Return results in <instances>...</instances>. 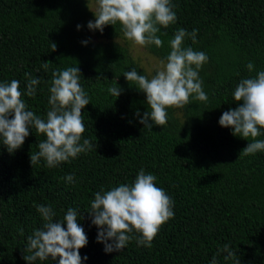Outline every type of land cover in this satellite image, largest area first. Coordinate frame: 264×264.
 <instances>
[{"label":"trees","instance_id":"16d2710c","mask_svg":"<svg viewBox=\"0 0 264 264\" xmlns=\"http://www.w3.org/2000/svg\"><path fill=\"white\" fill-rule=\"evenodd\" d=\"M171 2L177 21L157 33L163 46L144 48L164 60L178 28L197 29L196 43L186 38L183 46L208 56L199 70L208 100L190 97L184 108H168L167 123L150 130L139 122L150 110L146 95L123 72L136 68L149 74L123 42L119 23L102 33L90 30L87 24L95 17L88 0H0V82L16 79L26 93L25 73L38 77L36 96L22 99L43 118L52 71L78 67L90 98L82 109L81 142L93 143L92 150L55 168L43 159L32 167L30 155L46 139L34 128L14 153L0 144V264H27L22 258L27 237L44 223L34 204L51 205L55 220L70 207L77 210L88 238L79 250L87 256L82 264H211L225 244L240 264H264V151L239 156L251 138L234 136L219 124L224 112L238 107L232 93L239 81L264 71V0ZM48 61L46 71L41 65ZM111 86L122 89L117 98L108 93ZM256 139L264 140V129ZM141 169L154 174L156 186L172 198L174 217L160 226L151 248L133 240L106 253L87 212L90 201L101 188L131 184ZM69 174L74 183L62 179ZM225 255L216 256L217 264H235Z\"/></svg>","mask_w":264,"mask_h":264},{"label":"clouds","instance_id":"9594fccd","mask_svg":"<svg viewBox=\"0 0 264 264\" xmlns=\"http://www.w3.org/2000/svg\"><path fill=\"white\" fill-rule=\"evenodd\" d=\"M95 4V10H91L95 21L87 24L90 30L102 33L106 25L119 23L123 37L140 46L162 47L163 41L157 33L161 27L168 28L177 21L171 0H95ZM80 27L77 25L78 29ZM197 32V29L188 32L178 28L168 42L170 53L159 62L154 75L138 74L136 68L123 72L126 80L146 95L150 110L145 111L139 121L144 128L151 130L153 124L165 125L167 109L184 108L189 104L190 97L207 102L199 70L208 61V56L203 51L183 46L186 38L196 43ZM82 43L87 44V41ZM52 48L55 51V43H52ZM50 64L51 61L43 62L41 67L47 71ZM246 68L251 73L255 65L250 61ZM80 76L76 66L52 71L48 89L49 109L43 118L28 110L22 99L25 94L36 96L37 85L40 84L38 77L25 73L26 93L21 92L20 82L16 79L0 82V144L6 146L11 154L21 148L30 129L44 134L46 139L38 144L39 150L30 155L32 167L43 159L46 167L55 168L92 150L93 143L89 139L81 142L85 132L82 109L90 103V98L81 86ZM107 91L117 98L122 89L111 86ZM232 95L238 107L222 114L220 126L231 128L234 136L246 140L251 138L239 156L264 151V140L256 139L264 129V71L241 79ZM137 115H140L139 112ZM62 179L69 184L75 182L72 174ZM156 180L154 174L141 169L131 184H120L110 190L101 188L94 194L87 212L92 217V224L99 229L97 242L104 244L106 253L120 251L133 240L137 246L151 248L160 226L174 217V201L163 188L156 186ZM33 207L44 223L27 237L22 257L27 264L49 258L52 261L59 258L58 264H82V259L87 260V256L82 258L79 251L87 245L88 238L78 223L77 210L70 207L62 220H55L56 213L51 205L34 204ZM20 232L23 235V229ZM221 252L226 253L224 260L240 264L235 259L237 254L228 244L223 245L216 256ZM216 256H213L211 264H217Z\"/></svg>","mask_w":264,"mask_h":264},{"label":"rangeland","instance_id":"374dc122","mask_svg":"<svg viewBox=\"0 0 264 264\" xmlns=\"http://www.w3.org/2000/svg\"><path fill=\"white\" fill-rule=\"evenodd\" d=\"M91 10H95L96 4L95 0H88ZM123 42L127 43V46L131 52V54L137 59L139 64L145 69V71L149 75H154L155 70L159 66V62L161 61L159 58L153 56L148 53V51L144 48V46L136 45L126 38H124Z\"/></svg>","mask_w":264,"mask_h":264}]
</instances>
